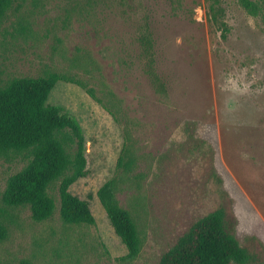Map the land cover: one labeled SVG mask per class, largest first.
Returning <instances> with one entry per match:
<instances>
[{"label": "rangeland", "instance_id": "374dc122", "mask_svg": "<svg viewBox=\"0 0 264 264\" xmlns=\"http://www.w3.org/2000/svg\"><path fill=\"white\" fill-rule=\"evenodd\" d=\"M229 29L222 37L210 6ZM152 42V67L143 38ZM90 56L99 65L80 64ZM50 71L76 75L121 101V125L81 87L61 81L49 103L80 123L87 176L70 191L89 202L96 226H69L57 208L45 222L3 202L18 155L0 157V211L8 237L0 264H160L197 218L230 201L235 236L264 264V21L237 0H14L0 24V87ZM131 131L138 164L119 194L141 253L122 261L97 192L112 177Z\"/></svg>", "mask_w": 264, "mask_h": 264}, {"label": "trees", "instance_id": "16d2710c", "mask_svg": "<svg viewBox=\"0 0 264 264\" xmlns=\"http://www.w3.org/2000/svg\"><path fill=\"white\" fill-rule=\"evenodd\" d=\"M248 14L264 21V0H237ZM14 0H0V24L12 9ZM210 19L222 37L229 31L220 21L222 11L213 5ZM147 48L146 59L152 67L155 57L149 50L152 42L141 40ZM86 72L99 68L90 56L79 61ZM153 68V67H152ZM81 87L121 125V101L112 89H104L106 99L78 76L50 71L43 77H20L0 87V157L18 155L23 167L9 177L3 202L10 207H29L32 219L45 222L53 217L60 197V218L69 226H96L89 202L75 196L70 188L87 176L86 137L78 120L49 98L61 82ZM138 164L135 142L130 130L123 131V145L115 171L98 190L97 196L116 235L127 249L122 261H135L141 253V237L131 213L121 206L119 194ZM236 219L230 201L193 221L160 259V264H251L252 255L235 236ZM8 237L4 214L0 211V243ZM22 264H31L24 261Z\"/></svg>", "mask_w": 264, "mask_h": 264}]
</instances>
